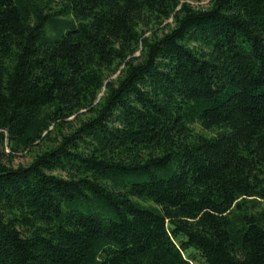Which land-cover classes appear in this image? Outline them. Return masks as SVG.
<instances>
[{
    "label": "trees",
    "instance_id": "16d2710c",
    "mask_svg": "<svg viewBox=\"0 0 264 264\" xmlns=\"http://www.w3.org/2000/svg\"><path fill=\"white\" fill-rule=\"evenodd\" d=\"M0 264H264V0H0Z\"/></svg>",
    "mask_w": 264,
    "mask_h": 264
},
{
    "label": "rangeland",
    "instance_id": "374dc122",
    "mask_svg": "<svg viewBox=\"0 0 264 264\" xmlns=\"http://www.w3.org/2000/svg\"><path fill=\"white\" fill-rule=\"evenodd\" d=\"M195 6L197 7H206L207 6V1H201L199 3H196ZM8 149H5V152H7ZM34 153L33 152H20L18 154H15L12 156V161L10 164L14 167L19 166V165H26L30 163V161L33 159Z\"/></svg>",
    "mask_w": 264,
    "mask_h": 264
}]
</instances>
